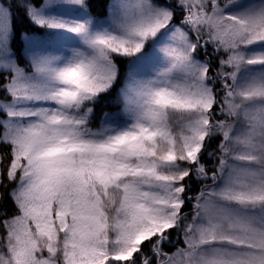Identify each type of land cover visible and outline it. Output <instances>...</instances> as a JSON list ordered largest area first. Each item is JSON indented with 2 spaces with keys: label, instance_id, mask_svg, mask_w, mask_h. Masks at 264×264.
<instances>
[{
  "label": "snow or ice",
  "instance_id": "obj_1",
  "mask_svg": "<svg viewBox=\"0 0 264 264\" xmlns=\"http://www.w3.org/2000/svg\"><path fill=\"white\" fill-rule=\"evenodd\" d=\"M0 264H264V0H0Z\"/></svg>",
  "mask_w": 264,
  "mask_h": 264
},
{
  "label": "trees",
  "instance_id": "obj_2",
  "mask_svg": "<svg viewBox=\"0 0 264 264\" xmlns=\"http://www.w3.org/2000/svg\"><path fill=\"white\" fill-rule=\"evenodd\" d=\"M172 249H169V251H171Z\"/></svg>",
  "mask_w": 264,
  "mask_h": 264
}]
</instances>
